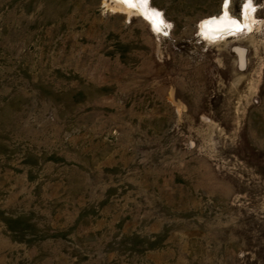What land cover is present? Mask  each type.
<instances>
[{
    "label": "rangeland",
    "instance_id": "obj_1",
    "mask_svg": "<svg viewBox=\"0 0 264 264\" xmlns=\"http://www.w3.org/2000/svg\"><path fill=\"white\" fill-rule=\"evenodd\" d=\"M130 1L0 0V264H264V0Z\"/></svg>",
    "mask_w": 264,
    "mask_h": 264
},
{
    "label": "bare ground",
    "instance_id": "obj_2",
    "mask_svg": "<svg viewBox=\"0 0 264 264\" xmlns=\"http://www.w3.org/2000/svg\"><path fill=\"white\" fill-rule=\"evenodd\" d=\"M147 1L148 0H140V2H141L140 6H139L140 11L143 13L142 15L145 16L147 19H149V20L153 19L154 22H153V20H152V22L155 24V26H157L158 19L156 18L157 17L156 14H153L152 17H150L149 14H147L148 11H146L147 9L145 7V5L147 4ZM130 3L133 4L135 2H134V0H132V1H130ZM150 15H151V11H150ZM227 15L228 14H225L221 18H214L208 22L206 21L207 23L203 25L204 30L206 32H209V34H211L212 36H220L222 34H227L228 32H230L236 28L238 29L240 24L236 20L230 18V16H227ZM238 53H239L240 61L242 64L243 63V54L241 51H238Z\"/></svg>",
    "mask_w": 264,
    "mask_h": 264
}]
</instances>
